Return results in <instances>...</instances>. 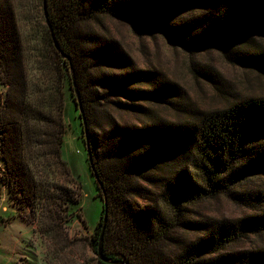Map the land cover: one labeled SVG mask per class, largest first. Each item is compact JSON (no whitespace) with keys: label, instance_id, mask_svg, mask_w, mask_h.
Instances as JSON below:
<instances>
[{"label":"trees","instance_id":"trees-1","mask_svg":"<svg viewBox=\"0 0 264 264\" xmlns=\"http://www.w3.org/2000/svg\"><path fill=\"white\" fill-rule=\"evenodd\" d=\"M16 2L0 0V197L8 184L50 230L79 203L63 159L68 79L103 201L90 241L99 264H264V242L248 244L264 237V186L246 185L264 179V96L239 97L192 62L227 102L201 109L99 27L126 22L264 77V0H41L43 35L29 49ZM219 198L255 213L195 216Z\"/></svg>","mask_w":264,"mask_h":264},{"label":"rangeland","instance_id":"rangeland-1","mask_svg":"<svg viewBox=\"0 0 264 264\" xmlns=\"http://www.w3.org/2000/svg\"><path fill=\"white\" fill-rule=\"evenodd\" d=\"M16 4L27 48L38 47L44 28L41 0H17ZM99 27L125 46L139 68L160 71L168 80L182 87L192 103L201 109L223 108L227 102L216 95L212 81L202 75L196 76L191 70L192 62L211 67L217 80L239 97L264 96L263 76L232 63L217 50L192 56L175 48L163 37H139L129 23L109 18H104ZM257 39L264 44V38L257 36ZM64 84L66 133L63 159L74 181L68 184L59 176L57 179L76 192L79 203L69 206L66 223L63 219L66 214L63 213L57 219L55 229L50 230L48 221L35 213L30 205L9 198V185L3 184L0 197V264H99L90 241L101 219L103 201L99 197L96 178L90 171L81 120L71 97L68 79ZM3 168L0 159L1 177ZM246 185L248 189H256L264 186V179H250ZM192 209L195 216L201 219H235L255 213L224 198L204 202ZM261 242H264V237L248 240L252 246Z\"/></svg>","mask_w":264,"mask_h":264},{"label":"water","instance_id":"water-1","mask_svg":"<svg viewBox=\"0 0 264 264\" xmlns=\"http://www.w3.org/2000/svg\"><path fill=\"white\" fill-rule=\"evenodd\" d=\"M45 4H46V0H45ZM46 8V7H45ZM81 110V109H80ZM88 152H89V154H90V151H89V149H88ZM90 158H91V156H90ZM107 217V216H106Z\"/></svg>","mask_w":264,"mask_h":264}]
</instances>
